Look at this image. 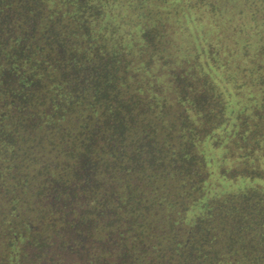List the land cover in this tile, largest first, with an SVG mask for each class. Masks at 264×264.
Listing matches in <instances>:
<instances>
[{"label":"trees","instance_id":"16d2710c","mask_svg":"<svg viewBox=\"0 0 264 264\" xmlns=\"http://www.w3.org/2000/svg\"><path fill=\"white\" fill-rule=\"evenodd\" d=\"M0 264H264V0H0Z\"/></svg>","mask_w":264,"mask_h":264}]
</instances>
